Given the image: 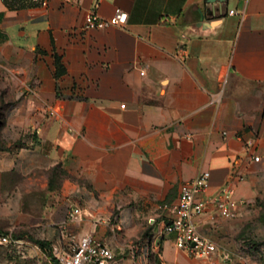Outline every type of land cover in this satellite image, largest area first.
Listing matches in <instances>:
<instances>
[{
    "label": "crops",
    "instance_id": "0c3cea01",
    "mask_svg": "<svg viewBox=\"0 0 264 264\" xmlns=\"http://www.w3.org/2000/svg\"><path fill=\"white\" fill-rule=\"evenodd\" d=\"M117 8L124 27L85 28ZM0 96V234L21 240L0 264L86 234L116 264H237L264 198V0H0ZM203 171L238 201L196 219L211 257L164 231Z\"/></svg>",
    "mask_w": 264,
    "mask_h": 264
},
{
    "label": "built area",
    "instance_id": "2783aa9c",
    "mask_svg": "<svg viewBox=\"0 0 264 264\" xmlns=\"http://www.w3.org/2000/svg\"><path fill=\"white\" fill-rule=\"evenodd\" d=\"M63 1L79 2L80 0ZM231 13L233 14L234 10ZM127 21L128 13L120 8H117L110 18H101L97 13L92 12L86 18L85 28H105L109 25L124 27ZM254 160L259 161L260 157L255 156ZM210 175L209 171H203L182 185L179 203L172 208L175 217L164 227L166 233H176V245L190 255L211 257L221 249L201 231L196 223V219L206 212L210 203L215 204L222 217L235 218L237 215L235 209L238 201L235 198V188L228 184L223 186L215 196H208ZM80 213L81 209L75 208L69 216L75 218ZM212 219L215 218L212 217ZM20 242L21 240L14 238L12 234H0L1 244L11 245ZM51 254L59 264H116L112 249L90 234L82 236L77 242H69L66 247L53 245Z\"/></svg>",
    "mask_w": 264,
    "mask_h": 264
},
{
    "label": "rangeland",
    "instance_id": "374dc122",
    "mask_svg": "<svg viewBox=\"0 0 264 264\" xmlns=\"http://www.w3.org/2000/svg\"><path fill=\"white\" fill-rule=\"evenodd\" d=\"M3 96H0V98ZM4 113L0 107V114ZM264 199V198H263ZM261 208H255V213L252 219L245 223L239 230L237 237L244 236L245 248L237 264H264V215ZM8 232V231H6ZM31 264H53L52 260H46L44 257L38 261V257L28 258Z\"/></svg>",
    "mask_w": 264,
    "mask_h": 264
},
{
    "label": "trees",
    "instance_id": "16d2710c",
    "mask_svg": "<svg viewBox=\"0 0 264 264\" xmlns=\"http://www.w3.org/2000/svg\"><path fill=\"white\" fill-rule=\"evenodd\" d=\"M60 72H63V71H60ZM3 115H4V113L0 114V129H1V126L3 124V122H2ZM0 150H3V145H2L1 139H0ZM260 207H261V209L263 211L262 213L264 215V199L260 202ZM37 243H39L40 246L43 247V248L47 247V245L44 242H37ZM55 264H59V263L57 261H55Z\"/></svg>",
    "mask_w": 264,
    "mask_h": 264
},
{
    "label": "water",
    "instance_id": "95a60500",
    "mask_svg": "<svg viewBox=\"0 0 264 264\" xmlns=\"http://www.w3.org/2000/svg\"><path fill=\"white\" fill-rule=\"evenodd\" d=\"M208 3H220V4H223V3H226L228 0H207Z\"/></svg>",
    "mask_w": 264,
    "mask_h": 264
}]
</instances>
